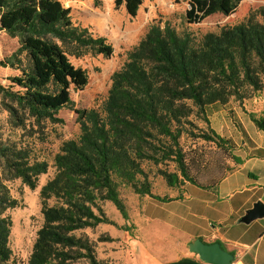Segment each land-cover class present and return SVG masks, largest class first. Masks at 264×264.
<instances>
[{"label": "trees", "instance_id": "obj_1", "mask_svg": "<svg viewBox=\"0 0 264 264\" xmlns=\"http://www.w3.org/2000/svg\"><path fill=\"white\" fill-rule=\"evenodd\" d=\"M244 1L187 0L184 20L197 24L212 15L228 16ZM141 5L142 0H114L115 8L124 7L130 17ZM0 31L18 43L0 60L1 67L19 73L8 78L7 87L0 84V109L7 113L9 127L60 123L57 114L64 109L74 111L79 126L77 139L63 142L54 158V175L39 190L43 223L27 264H104L97 259L96 241L83 231L116 227L103 211L104 202L128 222L120 186L157 202L173 200L151 193L144 162L175 164L177 172L158 170L169 188L185 183L212 186L199 184L188 173L179 145L183 134L195 136L187 128L190 117L199 114L208 123L206 108L231 99L242 103L249 92L264 89V6L238 24L206 33L198 43L179 35L169 23H151L112 74L99 109L74 108L70 90H82L87 74L69 58L85 52L109 58L112 45L75 25L60 0H0ZM248 117L264 135V111ZM199 137L215 142L209 134ZM47 169L48 164L32 159L27 148L0 139V264H9L12 256V222L5 212L18 206L5 182L19 179L35 190ZM120 230L130 232L126 226ZM97 241L114 240L101 235Z\"/></svg>", "mask_w": 264, "mask_h": 264}, {"label": "rangeland", "instance_id": "obj_2", "mask_svg": "<svg viewBox=\"0 0 264 264\" xmlns=\"http://www.w3.org/2000/svg\"><path fill=\"white\" fill-rule=\"evenodd\" d=\"M60 1L65 8H69L71 20L75 25L87 28L93 35L104 37L113 48V54L109 58L90 52H85L77 58L73 56L69 58L74 67L87 74V84L82 90H70V98L75 109H99L102 106L108 95L112 74L122 66L127 52L137 45L151 23H159L161 26L169 23L179 35H189L198 43L206 33H217L224 26L238 24L264 6V0H247L240 3L231 15L216 14L200 23L187 24L184 20V13L188 8L187 0H142L135 17L128 16L122 6L115 8L114 0ZM256 20L263 22L259 17H256ZM17 47V39L10 38L0 31V60L10 56ZM18 74V71L0 66V84L7 87L10 85L8 78ZM262 81L264 83V78ZM263 111L264 89L259 93L249 92L248 98L242 103L231 99L226 105L206 108L205 116L208 123L199 114L190 117L191 125L187 128L195 136L183 134L179 139V145L184 153L188 173L196 182L214 185L238 162L239 152L245 147L247 149L264 143L263 133L256 129L248 117L250 113L261 115ZM7 118V113L0 109V139L17 142L18 146L29 150L32 159L48 164L47 173L39 176L35 190H30L19 179L5 182L10 197L18 202L16 208L5 212L12 222L9 235L12 256L9 264H27L36 232L43 223L39 190L54 175V158L63 142L77 139L79 126L74 111L68 109L58 112L57 118L61 120L60 123L45 122L40 128L28 125L21 130L11 129L7 124ZM202 134L214 136L215 142L204 141L199 137ZM142 167L151 185V193L156 196L172 198L178 193L182 194L184 186L187 185L185 183L178 188H169L158 174V170L177 172L172 162L157 166L151 162H144ZM137 178L139 181L142 180L139 176ZM118 191L127 209L128 222L122 219L111 203L104 202L103 211L116 227L99 225L94 230L83 231L91 240L96 241L97 259L104 264L122 262L127 253H121L126 245L123 236L137 235L133 225L138 226L141 236L145 232L147 225L141 216L145 209L157 216L165 217L171 208L169 205H163L164 203H160L157 209L154 208L156 201L136 195L128 186H120ZM49 204L52 205L53 201ZM124 226L130 228V232L120 230ZM101 235H108L114 241H97ZM163 236L164 234H158L156 238L159 239L157 242L159 248L162 247ZM170 256L171 254L166 255Z\"/></svg>", "mask_w": 264, "mask_h": 264}, {"label": "crops", "instance_id": "obj_3", "mask_svg": "<svg viewBox=\"0 0 264 264\" xmlns=\"http://www.w3.org/2000/svg\"><path fill=\"white\" fill-rule=\"evenodd\" d=\"M237 157L238 162L214 185L184 186L182 194L163 204L171 207L167 216L145 209L141 216L147 228L141 236L135 224L137 235L123 236L126 245L121 253H127L120 264H206L188 252L196 239L219 243L234 255L231 264H264V218L249 224L240 221L254 203L264 204V143L245 147ZM160 203L156 201L154 208ZM158 234H164L160 248Z\"/></svg>", "mask_w": 264, "mask_h": 264}, {"label": "water", "instance_id": "obj_4", "mask_svg": "<svg viewBox=\"0 0 264 264\" xmlns=\"http://www.w3.org/2000/svg\"><path fill=\"white\" fill-rule=\"evenodd\" d=\"M264 218V204L260 201L254 203L252 208L247 210L240 221L249 224L252 221ZM188 251L206 264H231L234 255L225 251L219 243L207 244L201 239H196L188 245Z\"/></svg>", "mask_w": 264, "mask_h": 264}]
</instances>
